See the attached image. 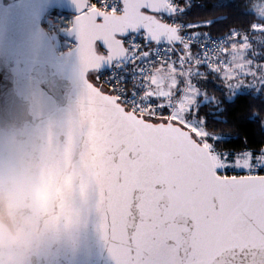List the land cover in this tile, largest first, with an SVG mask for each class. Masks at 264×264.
I'll return each instance as SVG.
<instances>
[{"label": "snow or ice", "instance_id": "snow-or-ice-1", "mask_svg": "<svg viewBox=\"0 0 264 264\" xmlns=\"http://www.w3.org/2000/svg\"><path fill=\"white\" fill-rule=\"evenodd\" d=\"M74 2L88 217L114 264H264V141L222 150L239 135L209 130L248 121L264 136L256 113L228 119L264 94V0L215 36L225 17L186 22L190 0Z\"/></svg>", "mask_w": 264, "mask_h": 264}, {"label": "water", "instance_id": "water-1", "mask_svg": "<svg viewBox=\"0 0 264 264\" xmlns=\"http://www.w3.org/2000/svg\"><path fill=\"white\" fill-rule=\"evenodd\" d=\"M74 0H0V264H114L89 216L90 151L77 46L57 56L44 15Z\"/></svg>", "mask_w": 264, "mask_h": 264}, {"label": "trees", "instance_id": "trees-1", "mask_svg": "<svg viewBox=\"0 0 264 264\" xmlns=\"http://www.w3.org/2000/svg\"><path fill=\"white\" fill-rule=\"evenodd\" d=\"M203 7H192L188 15L185 17V21L189 23L201 22L206 20H216L218 17H225L220 20L219 23H214L208 31L212 34L222 35L227 31V27H240V24L246 21H251L252 17L244 14L242 7L244 0H200ZM214 4H223L225 6L213 8ZM204 31V29H201ZM211 79V78H210ZM214 84L219 86V81H213ZM213 83H208L202 87V90H206L209 95L219 97L220 93L215 91ZM264 99V94L260 99H253L251 96H244L241 98L240 103L234 106L232 112L228 115V119L235 121L236 117H247L253 113L258 114L260 120L264 121V104L261 100ZM208 111V109H205ZM215 128L218 132L230 133L233 137L239 135V140L233 139L220 147L222 150L238 151L243 147V141L247 138L248 147L252 149H259L260 144L264 141V136L260 134L259 126L256 123L243 121L232 124H214L210 122L209 130ZM0 216L5 218L3 203H0Z\"/></svg>", "mask_w": 264, "mask_h": 264}, {"label": "built area", "instance_id": "built-area-1", "mask_svg": "<svg viewBox=\"0 0 264 264\" xmlns=\"http://www.w3.org/2000/svg\"><path fill=\"white\" fill-rule=\"evenodd\" d=\"M191 8L201 4L200 0H190ZM75 15L52 10L47 12L42 18L41 25L49 34L55 53L62 56L77 46L73 37H69L67 33L71 31L74 24Z\"/></svg>", "mask_w": 264, "mask_h": 264}, {"label": "rangeland", "instance_id": "rangeland-1", "mask_svg": "<svg viewBox=\"0 0 264 264\" xmlns=\"http://www.w3.org/2000/svg\"><path fill=\"white\" fill-rule=\"evenodd\" d=\"M219 84V83H218ZM2 220L4 221V222H7V219H6V217L5 218H2Z\"/></svg>", "mask_w": 264, "mask_h": 264}]
</instances>
